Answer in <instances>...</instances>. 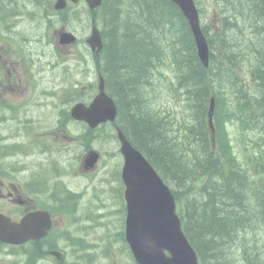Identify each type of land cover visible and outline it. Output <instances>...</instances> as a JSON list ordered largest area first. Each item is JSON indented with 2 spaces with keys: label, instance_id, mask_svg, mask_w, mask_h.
<instances>
[{
  "label": "trees",
  "instance_id": "trees-1",
  "mask_svg": "<svg viewBox=\"0 0 264 264\" xmlns=\"http://www.w3.org/2000/svg\"><path fill=\"white\" fill-rule=\"evenodd\" d=\"M232 1L223 0L230 6L234 5ZM239 6L236 13L243 8ZM168 10V6L153 0L110 3L105 12L108 35L104 57L96 61L109 89L118 96L120 119L126 122L135 144L167 168L184 232L202 260L206 264H264L258 251L249 248L241 237L246 232L264 230V189L253 185L236 164L223 139L226 133L222 120L215 124L219 140L213 151L204 118L207 102L213 97L215 116L226 115L227 121L236 120L251 132L256 129L264 133V8L252 18L240 16L247 27L254 21L257 30L251 45L256 60L255 80L248 87L232 62V53L248 54L243 40L228 35L230 40L226 37L218 48H213L217 52L210 55L208 69L190 53L186 35L183 41L173 38L174 47L168 48L169 53L163 50L164 39L170 35L164 26L172 24ZM163 64H169L171 76L166 78L167 101L162 103L166 105L157 107L159 115L154 111L159 103L154 81L162 78ZM72 96L73 92L63 97ZM133 106L142 113L130 114ZM62 113L68 119V112ZM137 120L179 122L176 126L184 132L169 135L165 126L156 123L151 127ZM261 141L264 143V138ZM258 169L264 175V166ZM198 180L203 182L200 192L194 186Z\"/></svg>",
  "mask_w": 264,
  "mask_h": 264
},
{
  "label": "rangeland",
  "instance_id": "rangeland-1",
  "mask_svg": "<svg viewBox=\"0 0 264 264\" xmlns=\"http://www.w3.org/2000/svg\"><path fill=\"white\" fill-rule=\"evenodd\" d=\"M23 0H19L20 4L22 3ZM31 2V0H29ZM206 1V0H203ZM27 2H24L23 6H26ZM204 21L206 22H210V16L209 14L205 11L204 13ZM41 26H42V22L41 20H38V23L35 24V29H33V27H30V29L24 34L26 36H28L29 38L32 37L31 34V30L33 31V35L35 36L38 33H41ZM81 36H84V34H82ZM168 36V35H167ZM173 38H175V35L170 34L168 37H165V44L163 45L164 48L163 50H167L168 52V48H171L170 46H168V43H173L175 42V40L178 41H183V35L181 36H176L175 40H173ZM78 51L82 52L85 55V49L82 46H79L77 48ZM72 54H75L76 50L73 48L71 49ZM51 53V51H49ZM169 53V52H168ZM52 60L51 58H47V61ZM71 63H75L73 60H71ZM48 64H36L37 69L40 71V81H39V92H40V96L41 97H45L44 94L41 95V89H47L48 92L52 93L54 91H59L60 94L62 95V91L64 89V92L66 89H69L70 92L72 93L71 89L65 85V84H61L60 81V72L63 73L62 68H47ZM169 64H163L161 66V72H162V78L161 79H156V81H154V88H155V99L159 104H161L163 101L162 98H166L167 99V94H168V86L166 83V78H169V76H171V74L169 72H167L168 66ZM92 64H90L89 59L87 64H81L80 67V71H81V76L78 75L80 72L77 71L76 76L74 80H78V81H82V84L85 85L87 87V84L93 81L92 78ZM174 72V71H173ZM157 75V74H156ZM74 83V82H73ZM72 83V84H73ZM54 88V89H53ZM160 99V100H159ZM64 100H67L64 98ZM65 108V106H63V104H60L58 109L61 111ZM41 112H48L47 107H41L40 108ZM135 111H137V109L133 106L129 109L130 114L134 113ZM150 111V110H149ZM157 111V110H156ZM139 114H141L142 112H138ZM154 114V112H152ZM137 117V116H136ZM139 123L143 124V125H149L151 127L155 126V124H160V120H153L150 123L147 122H143V121H139L137 120ZM170 123L173 124L172 121H167L165 120V123ZM174 122V121H173ZM175 125H180L179 122H174ZM125 125V126H124ZM123 126L124 129L129 131V128H125L126 122H123ZM171 128L175 129L176 126H172ZM229 132L231 133V138H232V144L235 148L236 151L239 150H249L251 148V142H255V138H253L252 136H250L249 134L246 136H241L239 134V132L234 129V128H229ZM133 136V134H132ZM93 139H99L104 137V135L98 136V135H92ZM105 142H107L108 144H103V145H94V148L98 149L100 152H104V156H103V161L101 164V168L102 170H100V172L96 175H94L93 177H88L86 179H84V181L82 183H80L78 180H72V184H78L79 189L84 190V197H83V202L88 205L90 203L91 200V195H93V193L97 196L101 198V191L99 190H104V194L107 192H113L111 194V201H110V206L108 208H103V211L107 212V216L104 218L99 219L100 221H109L107 224L105 223V227H97L96 229L93 230V232L89 233L88 236L97 241L99 240L101 237H103L104 235H112V237L109 239L108 237L105 239L106 241L109 240H113L115 239V228L118 227V221L120 220V215L118 212V201L121 203V199H120V188L118 186V184L115 182V178L113 176V173L115 171V169L117 168V166L120 163V158L119 156L116 154L115 158H107L108 157V153H111L113 151L116 152V145L115 142L113 141V139H106ZM81 153L80 149H76L73 148L71 149L69 155L66 156V164H65V168L67 170H70L73 166V164H71L70 158L69 157H77L79 154ZM66 182V180H65ZM109 210L112 212V215H109ZM120 231V228H119ZM104 241H101V244H103ZM76 248L78 249V244H76ZM107 246H101L98 249H96L94 251V253L96 254L95 258H93L92 260V264H132L131 263V259L128 256V254L125 252V250L122 251V249L124 248L123 242L120 240L117 242V247L116 244L114 243L112 246V249H109L110 252L108 250H106ZM105 251L106 254L108 255V259H105ZM123 252V253H120Z\"/></svg>",
  "mask_w": 264,
  "mask_h": 264
},
{
  "label": "water",
  "instance_id": "water-1",
  "mask_svg": "<svg viewBox=\"0 0 264 264\" xmlns=\"http://www.w3.org/2000/svg\"><path fill=\"white\" fill-rule=\"evenodd\" d=\"M199 54L206 65L205 47L200 38H196ZM103 98V97H102ZM103 116L107 118L110 103L103 98ZM121 151L125 157L123 179L126 186L131 185V192L126 191L127 219L126 240L135 258L141 264H189V249L180 236L171 207V197L164 188H160L146 173L142 159L126 144ZM142 166V167H141ZM145 171L144 175L142 173ZM148 172V171H147ZM141 174L145 181L139 195L131 184ZM133 192V193H132ZM136 193V194H135ZM172 250L173 258L164 259L163 248ZM185 255V257L182 256Z\"/></svg>",
  "mask_w": 264,
  "mask_h": 264
},
{
  "label": "flooded vegetation",
  "instance_id": "flooded-vegetation-1",
  "mask_svg": "<svg viewBox=\"0 0 264 264\" xmlns=\"http://www.w3.org/2000/svg\"><path fill=\"white\" fill-rule=\"evenodd\" d=\"M8 7H10L12 14H17L19 11L18 0H7ZM6 28L2 30V32H6ZM3 36L7 37V33H1ZM14 36L18 38L16 42V47H11L14 55L12 60L15 62H11L8 60L7 53L2 52L0 54V111H8L16 117H14V122L18 124L22 121V114L29 111V109H33L34 106L29 103V98L22 97L24 95V85L19 78V73L15 68L9 67V64H22L23 60L17 58V48L23 47L27 51L28 55L31 54L30 51L33 48L31 43L33 37H31L28 43L23 41V37L19 34L12 33ZM34 62V61H33ZM32 64H35V62ZM26 103V105H24ZM17 115H20L18 117ZM3 172L8 175L10 173H14V169L4 162L3 164ZM22 189H12L3 184L0 180V205L5 206L0 208L9 216L10 218H21V215L27 212H31L36 210V204L30 199H28L24 194H22Z\"/></svg>",
  "mask_w": 264,
  "mask_h": 264
},
{
  "label": "bare ground",
  "instance_id": "bare-ground-1",
  "mask_svg": "<svg viewBox=\"0 0 264 264\" xmlns=\"http://www.w3.org/2000/svg\"><path fill=\"white\" fill-rule=\"evenodd\" d=\"M24 2H27V6L28 5H30V1L29 0H23L22 1V3L20 4V2H19V0H18V5H19V9L17 10V11H19L20 9H22L24 6H23V4H24ZM33 27V29H35V25L34 26H32ZM44 30V26L42 25L41 26V32ZM31 34H32V37L34 36L33 35V31L31 30ZM29 37L28 36H26V35H24V37H23V41L25 42V43H28V41H29ZM164 41H165V39H164ZM166 52H167V50H165ZM169 51V50H168ZM36 65V64H35ZM165 70H167V72H169L170 74H171V70L170 69H165ZM101 76H102V78H103V75L101 74ZM104 79V78H103ZM166 83H167V81H166ZM167 86H168V83H167ZM54 89V88H53ZM51 96L54 94V92H50L49 93ZM67 94H71V92H70V90L69 89H66L65 90V92H64V89H63V91H62V98L64 99L65 97H63L64 95H67ZM90 98V95L89 94H87L86 95V99H89ZM213 97H211L210 99H212ZM160 100V99H159ZM159 102V101H158ZM164 102V101H163ZM162 102V103H163ZM161 103V104H162ZM173 103V102H172ZM161 104H157L156 105V108H155V106H154V111H156V114H159V115H161V113L159 112V109H157V107H158V105H161ZM165 105L166 104H162L161 105V107H165ZM64 106V105H63ZM59 107V106H58ZM57 110L59 111V113L63 116V113H62V111H66V112H68V110H67V108L65 107L63 110H59L58 108H57ZM64 117V116H63ZM136 117V116H135ZM64 118H66V117H64ZM152 118V117H151ZM158 118V117H157ZM67 119V118H66ZM125 126V125H124ZM32 132H33V135H34V137H35V139H36V141H37V143H38V146H39V148H42L45 144H46V139L45 138H42L39 134H40V132L39 131H37L36 129H33L32 130ZM91 138H93L92 137V135H91ZM3 164H4V161H2L1 159H0V173H2V174H5L4 172H3ZM6 175V174H5ZM124 245V244H123ZM123 250H125V247L122 249V251ZM59 252H60V255H64V251H63V249L62 248H60L59 249Z\"/></svg>",
  "mask_w": 264,
  "mask_h": 264
}]
</instances>
